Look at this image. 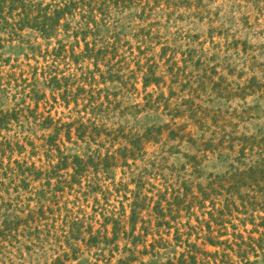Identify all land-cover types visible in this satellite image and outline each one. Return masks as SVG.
<instances>
[{"label":"rangeland","instance_id":"1","mask_svg":"<svg viewBox=\"0 0 264 264\" xmlns=\"http://www.w3.org/2000/svg\"><path fill=\"white\" fill-rule=\"evenodd\" d=\"M75 6L48 38L0 13V110L17 111L0 131V228H15L0 264H167L190 246L199 264H264V176L231 185L264 164V0ZM74 157L93 160L76 178Z\"/></svg>","mask_w":264,"mask_h":264},{"label":"trees","instance_id":"2","mask_svg":"<svg viewBox=\"0 0 264 264\" xmlns=\"http://www.w3.org/2000/svg\"><path fill=\"white\" fill-rule=\"evenodd\" d=\"M63 5H57L55 6L54 9H51L50 6H47L45 8H40L38 5L36 6L35 4L31 3L30 1L27 0H0V13L1 16H3L5 13V17L7 16L12 17L15 14L20 16V20L17 22L19 25L20 30H23L25 28H30V29H35L38 32H40L42 35L46 36L45 38H48L52 35H54L57 32V29L62 26L61 21L64 19H67L68 16H72L74 14V9H75V0H64ZM33 6L38 8L37 10L33 9ZM18 11V12H17ZM35 13L36 16H33ZM147 73H145V78H147ZM65 78H59L58 74H55L54 76H51L49 78V82L51 83V87L56 90L60 91L61 94L58 93V96L65 101V103H69L67 101L68 98V90L65 89L63 90V80ZM151 80V79H150ZM148 82L145 80V87L148 86ZM31 97H33L34 101L39 100V94L36 91H31ZM74 97V96H73ZM17 111L14 110H0V131L1 130H10L12 127V124L14 120L16 119ZM46 127L49 126V119L45 120ZM52 123V122H51ZM55 134H58L59 128H54ZM67 135H70L67 133ZM53 136V135H52ZM140 140L141 139H136V140H129L130 145L132 148L125 147L122 149L124 154H122L123 158L125 160L128 159V157H131L132 159L135 157L136 151L141 150L142 146L140 145ZM6 145L5 141H0V152L5 151ZM9 149H12V145H9ZM129 154V155H126ZM51 155V154H48ZM125 155V156H124ZM53 156V155H52ZM90 163L93 164V160L88 159ZM264 161V160H263ZM68 157H62L59 158L58 163L54 166L56 167L54 169V172L57 171L58 168L62 167L65 168L68 165ZM88 161H84L80 157H74L72 166L75 171L74 178L77 176H80L83 174L84 170L87 168L92 167V164L89 166L87 163ZM262 162V161H261ZM258 163L255 166H252L248 170H245L244 172H238L237 174L239 177H237L236 183L233 182L231 185L233 189L239 190L241 186H249L250 182H253L251 178H246V175H249V177H253L255 180L258 179V177L264 176V164L263 163ZM26 172L32 173V168L27 167L25 169ZM250 180V182H249ZM42 218V217H40ZM131 221L134 223L135 221V214H133ZM15 230L13 227V224L8 225V222H6L4 229L2 230L0 228V235L1 237L6 233V232H12ZM79 228H72L73 234H77L79 232ZM207 241L211 243L214 246L220 245L221 242H215L213 238H210L208 236ZM191 249H193L192 252H194V249H197L196 246H190ZM189 253L188 258H186L185 254H182L179 259H177V262L174 261H168L167 264H199L198 258L196 253ZM207 255V254H206ZM212 257H217V252L214 254H210ZM216 260V259H215Z\"/></svg>","mask_w":264,"mask_h":264}]
</instances>
